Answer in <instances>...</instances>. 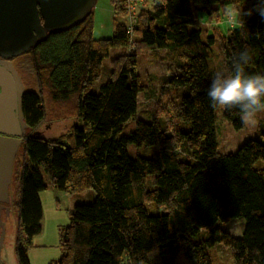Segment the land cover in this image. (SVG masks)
<instances>
[{
    "label": "trees",
    "instance_id": "trees-1",
    "mask_svg": "<svg viewBox=\"0 0 264 264\" xmlns=\"http://www.w3.org/2000/svg\"><path fill=\"white\" fill-rule=\"evenodd\" d=\"M260 2L155 0L151 7H139L130 32L128 1L112 0V37H94L93 11L80 25L49 34L23 55L37 90L29 89L22 98L29 130L14 161L10 189L17 211L18 264H30L28 248L41 232L39 193L48 187L42 171L57 189L96 193L91 203L71 212L55 264H174L184 259L211 264L208 248L217 243L232 250L234 264H264V139L221 153L215 133L218 107L207 96L215 44L223 55L220 71L230 72L234 56L247 49L252 61L246 71L264 73V18L255 12ZM218 5L232 7L237 25L209 35L199 15H211ZM249 10L252 14L244 15ZM118 17H126L128 24ZM114 48L127 51L111 60L110 80L100 92L90 93ZM160 49L170 65L164 84L190 92L179 100L159 98L145 120L137 119L138 96L146 91L138 59ZM45 93L64 117L82 122L65 139L35 134L47 114ZM224 116L234 128L244 127L238 110H225ZM131 119H136L135 129L117 139ZM183 122L190 123L189 130H182ZM128 144L157 150L152 157L133 158ZM237 217L246 219L240 238L219 227ZM206 230L209 234L197 239Z\"/></svg>",
    "mask_w": 264,
    "mask_h": 264
},
{
    "label": "rangeland",
    "instance_id": "rangeland-1",
    "mask_svg": "<svg viewBox=\"0 0 264 264\" xmlns=\"http://www.w3.org/2000/svg\"><path fill=\"white\" fill-rule=\"evenodd\" d=\"M155 0H145L144 5L151 7ZM217 10L211 15L200 13L199 21L202 29L207 28L209 35L215 31L227 33L228 29L236 26V14L231 6L222 8L218 5ZM114 7L112 0H98L93 12V33L94 37L110 38L114 30ZM118 21L127 25L126 17H118ZM188 30H194V26L189 25ZM213 56L208 60V66L211 74L220 71L222 67L223 55L220 53L218 44L213 46ZM125 48H114L110 51L109 56L103 61V69L100 78L94 82L89 88L92 94H98L100 87L110 80L108 70L110 62L116 56L126 53ZM167 52L160 49L157 52L147 53L139 56L138 73L142 83L146 86V91L138 96V114L137 119H146V113L156 104L159 98L164 101L170 97L177 100L190 92L189 87L179 88L170 87L164 84L165 79L162 78L170 72V65L167 58ZM16 68L22 76V81L27 89L37 90L35 77L31 71L29 60L25 57L16 60ZM45 107L47 110L44 122L39 126V131L47 139L67 138L71 130L77 126L81 127L82 122L73 117H64L63 112H58L57 108L52 106L49 99L46 98ZM155 101V102H154ZM153 103V104H152ZM225 110L217 108L215 112V133L218 149L223 154L235 153L248 140L253 138L264 139V113L260 114L259 122L255 127L244 126L241 129L234 128L233 124L224 116ZM162 126L166 127V119L161 115ZM136 125V119H131L125 123L123 129L117 134V139L122 136L129 135ZM181 128L184 131L190 129L189 122H183ZM128 153L131 157L137 156L152 157L157 150L156 146H135L127 145ZM185 150V146H183ZM263 162H259V165ZM42 175L47 184V188L39 193L42 205L41 232L32 238V245L28 248L27 256L30 264H55L62 256L61 247V231L70 222V214L74 207L78 204H88L93 201L96 193L93 190H85L80 193H68L53 187L49 182L47 175L42 171ZM92 194V195H90ZM13 198V196H12ZM14 201L7 204L10 212L1 214V220L4 224V238L0 250V264H18L15 252V238L17 233V211L13 206ZM161 212L160 208L155 209ZM246 225L244 217L230 219L228 222L220 223L219 227L230 232L234 237L240 238ZM209 234V231H203L200 239ZM1 226H0V242H1ZM24 237V233L22 232ZM211 264H234L232 260V250L222 243H217L208 248ZM174 264H192L190 260H177Z\"/></svg>",
    "mask_w": 264,
    "mask_h": 264
},
{
    "label": "water",
    "instance_id": "water-1",
    "mask_svg": "<svg viewBox=\"0 0 264 264\" xmlns=\"http://www.w3.org/2000/svg\"><path fill=\"white\" fill-rule=\"evenodd\" d=\"M98 0H0V210L11 203L14 161L29 130L22 113L27 93L21 76L11 62L34 50L49 34L67 31L83 23ZM35 134L40 135L37 131ZM1 242L4 224L1 220Z\"/></svg>",
    "mask_w": 264,
    "mask_h": 264
},
{
    "label": "clouds",
    "instance_id": "clouds-1",
    "mask_svg": "<svg viewBox=\"0 0 264 264\" xmlns=\"http://www.w3.org/2000/svg\"><path fill=\"white\" fill-rule=\"evenodd\" d=\"M264 18V0L256 6ZM252 10L244 13L251 15ZM252 61L249 50L238 52L232 61L230 72L216 71L207 89V96L213 108L227 111L238 110L244 126L255 127L261 113H264V73L250 74L246 66Z\"/></svg>",
    "mask_w": 264,
    "mask_h": 264
},
{
    "label": "built area",
    "instance_id": "built-area-1",
    "mask_svg": "<svg viewBox=\"0 0 264 264\" xmlns=\"http://www.w3.org/2000/svg\"><path fill=\"white\" fill-rule=\"evenodd\" d=\"M128 1V12H129V27L128 30L131 32L133 26L137 23V14L139 7L144 4L145 0H127Z\"/></svg>",
    "mask_w": 264,
    "mask_h": 264
},
{
    "label": "flooded vegetation",
    "instance_id": "flooded-vegetation-1",
    "mask_svg": "<svg viewBox=\"0 0 264 264\" xmlns=\"http://www.w3.org/2000/svg\"><path fill=\"white\" fill-rule=\"evenodd\" d=\"M23 55H24V54H23ZM23 55H20V56H18V57H13V58L10 59L11 62H12V64L14 65L15 69L18 71V73H19V70L16 68V60H17L18 58L23 57ZM4 62H6V60L3 59L2 57H0V65H2ZM19 75L21 76L20 73H19ZM21 78H22V76H21ZM25 90H26L27 92L30 91L29 89L26 88V86H25ZM25 94H26V93H25ZM25 94H24V95H25ZM24 95L22 96V98L24 97ZM22 113H23V109H22ZM23 117H24V114H23ZM24 120H25V118H24ZM35 132H37V130H36ZM27 134H28V132H27ZM27 134L25 135V137L23 138V140L27 137ZM0 213H1V214H2V213L5 214V213H6V208L1 209V210H0Z\"/></svg>",
    "mask_w": 264,
    "mask_h": 264
},
{
    "label": "crops",
    "instance_id": "crops-1",
    "mask_svg": "<svg viewBox=\"0 0 264 264\" xmlns=\"http://www.w3.org/2000/svg\"><path fill=\"white\" fill-rule=\"evenodd\" d=\"M90 195H92V194H90ZM92 197H93V195H92Z\"/></svg>",
    "mask_w": 264,
    "mask_h": 264
}]
</instances>
